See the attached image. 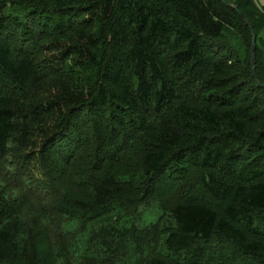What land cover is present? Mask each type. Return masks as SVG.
<instances>
[{
  "label": "trees",
  "instance_id": "obj_1",
  "mask_svg": "<svg viewBox=\"0 0 264 264\" xmlns=\"http://www.w3.org/2000/svg\"><path fill=\"white\" fill-rule=\"evenodd\" d=\"M263 31L254 0H0V264L161 184L133 253L104 224L60 264H264Z\"/></svg>",
  "mask_w": 264,
  "mask_h": 264
},
{
  "label": "rangeland",
  "instance_id": "obj_2",
  "mask_svg": "<svg viewBox=\"0 0 264 264\" xmlns=\"http://www.w3.org/2000/svg\"><path fill=\"white\" fill-rule=\"evenodd\" d=\"M255 3L258 6L264 7V0H254ZM261 40L264 41V31L261 33ZM235 36H232L231 41L234 40L236 42ZM61 177L65 176L64 172L62 171L60 174ZM70 179H66L64 177V180L62 182V178L58 179L57 184L59 187L63 183V188H68L69 190H73L77 188L76 184H69ZM66 183V185H65ZM36 185V184H35ZM167 185V184H165ZM164 184L158 185L157 189L159 191V195L156 196L154 199H151L149 201H145L138 205V207L131 211L130 214L126 215L125 213H122L124 217L121 219H118L116 215L114 214L110 218L107 217V219H101L94 223H82L79 219H73L67 221L65 224H63V228L65 229L64 232L68 233V231L72 232L74 234V237L71 241V246H67L66 244L70 241V239L64 240L63 238H60L57 234H49L50 236L48 238L40 239V244H42L43 249L46 248V244H59V248L55 250L53 255L55 256V261L53 264H60L63 259L61 254L62 252H67L70 254V257L75 261L78 262L81 259V256L85 253H88L86 248V242L90 239L92 232L99 228L101 225L104 224H114L117 225L119 228H122L123 230L118 232L117 234V241L123 242L124 244L128 243V249L125 252L127 253H133L135 251L133 243H132V228L136 229H142L149 225L152 222H156L158 217L163 214L164 219H166L167 216H169L161 207V202L166 201L167 203H170L171 199L174 198L171 191L166 192V186ZM13 194H16V191H12ZM31 199V198H29ZM42 200V199H39ZM29 201L31 205L30 208L36 209L37 207H40L41 204L34 200H26ZM133 209V208H132ZM30 215V214H29ZM27 218V220H29ZM127 228V229H126ZM48 232L53 230V226L47 227ZM122 245V244H121ZM128 255V254H127ZM49 261L46 259H43V264H52V258L49 255L48 256Z\"/></svg>",
  "mask_w": 264,
  "mask_h": 264
},
{
  "label": "water",
  "instance_id": "obj_3",
  "mask_svg": "<svg viewBox=\"0 0 264 264\" xmlns=\"http://www.w3.org/2000/svg\"><path fill=\"white\" fill-rule=\"evenodd\" d=\"M241 16L245 20V17L243 15H241ZM251 50H252V57H254V55H255V39H253V41H252V48H251Z\"/></svg>",
  "mask_w": 264,
  "mask_h": 264
}]
</instances>
